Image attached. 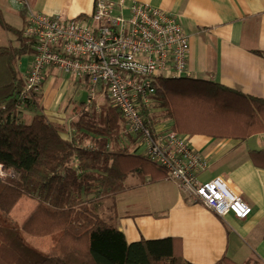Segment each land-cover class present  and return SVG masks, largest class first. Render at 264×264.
<instances>
[{"label":"trees","instance_id":"16d2710c","mask_svg":"<svg viewBox=\"0 0 264 264\" xmlns=\"http://www.w3.org/2000/svg\"><path fill=\"white\" fill-rule=\"evenodd\" d=\"M24 8L21 29L8 24L0 9V27L19 43L0 47V164L12 171L0 179V214L6 218L0 223V264H191L180 240L128 243L102 216L105 201L126 192L130 175L155 183L168 174L140 152L137 139L123 137L121 112L109 99L99 105L98 119L84 112L70 125L54 124L39 112L40 94L20 101L25 79L18 63L35 53V43L23 36ZM154 86L161 122L179 135L246 141L264 134V99L191 77L159 78ZM22 109L34 111L30 122ZM250 156L264 167V150ZM23 199L35 206L19 226L12 213ZM24 233L51 237L54 246L42 251L27 243ZM217 264L236 263L225 257Z\"/></svg>","mask_w":264,"mask_h":264},{"label":"crops","instance_id":"0c3cea01","mask_svg":"<svg viewBox=\"0 0 264 264\" xmlns=\"http://www.w3.org/2000/svg\"><path fill=\"white\" fill-rule=\"evenodd\" d=\"M128 1L151 4L180 22L190 39L191 78L211 80L264 99V58L257 54L264 53V0ZM10 3L19 14L24 4L48 16L67 11L71 18L89 16L94 10V0H10ZM22 26L21 18L18 29ZM31 62L32 58L29 65ZM79 82L82 97L84 92L88 93L89 85L87 80ZM99 99L105 101L102 96ZM40 105L52 123L68 125L53 122L51 109ZM28 111L22 109L24 119L28 118ZM160 118L162 121L161 114ZM88 139L84 143L88 144ZM190 142L208 163L201 181L221 178L252 207L248 218L239 219L232 214L220 218L186 197L174 182L163 179L144 183L137 175L128 177L125 193L105 201L102 216L125 234L128 243L180 240L183 256L191 264H217L225 257L236 264H264V167L250 156L252 151L264 150V134L246 141L195 136ZM52 243L54 246L53 240ZM53 246L43 251H50Z\"/></svg>","mask_w":264,"mask_h":264},{"label":"built area","instance_id":"2783aa9c","mask_svg":"<svg viewBox=\"0 0 264 264\" xmlns=\"http://www.w3.org/2000/svg\"><path fill=\"white\" fill-rule=\"evenodd\" d=\"M23 36L35 43L20 95L27 102L39 95L48 68L87 80V104L99 109V97L109 99L123 118V137L137 139L147 159L167 171L194 203L220 218H248L253 210L221 178L201 181L208 163L188 136L162 125L155 103L159 78L191 77L190 39L170 13L148 3L94 0L93 13L71 18L35 12L25 5ZM12 175L0 164V179Z\"/></svg>","mask_w":264,"mask_h":264},{"label":"rangeland","instance_id":"374dc122","mask_svg":"<svg viewBox=\"0 0 264 264\" xmlns=\"http://www.w3.org/2000/svg\"><path fill=\"white\" fill-rule=\"evenodd\" d=\"M0 8H2L5 20L8 24L15 28L21 27V16L19 14V11L13 4L10 3V0H0ZM18 45L19 43L17 41V38L13 34L6 32L0 27V47H15ZM33 56L34 54L32 52H28L20 59L18 65L20 74L22 76L27 75L29 70V61L31 60V58L33 59ZM79 83V79L76 76L66 74L56 68H48L45 71L44 84L40 93V103L45 109H51L49 113L52 116L53 122L60 124L65 123L70 125L69 121L72 120V118L79 119L78 116L82 115L84 112H89L90 115H94V118L98 119L97 115L100 112V107L104 103V100L99 99V109L97 105L94 106L95 108H91L88 105H82L80 103L82 97L80 94V90L78 89L80 85ZM39 112L45 114L48 117L45 112ZM33 114L34 111H28L27 117L31 118ZM28 118L24 119V121L28 122ZM122 141L123 145L128 143L127 140ZM140 152H143V149H141ZM34 206V200L23 199L16 206L14 212L12 213V220L17 225L21 226V224L33 210ZM0 216V223L4 222L6 219L5 216L2 214H0ZM23 236L27 243L42 251L46 250L45 248H50V245L51 247L53 246L50 237H34L26 233H24Z\"/></svg>","mask_w":264,"mask_h":264},{"label":"water","instance_id":"95a60500","mask_svg":"<svg viewBox=\"0 0 264 264\" xmlns=\"http://www.w3.org/2000/svg\"><path fill=\"white\" fill-rule=\"evenodd\" d=\"M87 97H88V93H87V92H84L83 95H82V98H81L80 103H81V104H86V102H87Z\"/></svg>","mask_w":264,"mask_h":264}]
</instances>
